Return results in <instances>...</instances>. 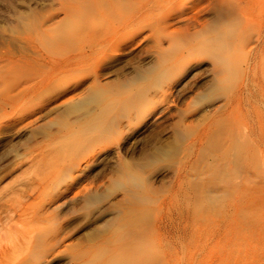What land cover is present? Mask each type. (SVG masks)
Here are the masks:
<instances>
[{"label":"rangeland","instance_id":"1","mask_svg":"<svg viewBox=\"0 0 264 264\" xmlns=\"http://www.w3.org/2000/svg\"><path fill=\"white\" fill-rule=\"evenodd\" d=\"M0 264H264V0H0Z\"/></svg>","mask_w":264,"mask_h":264}]
</instances>
